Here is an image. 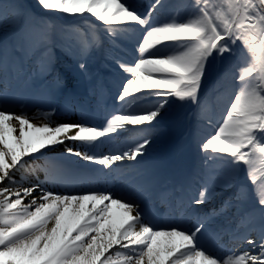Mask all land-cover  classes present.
<instances>
[{
	"label": "snow or ice",
	"instance_id": "obj_1",
	"mask_svg": "<svg viewBox=\"0 0 264 264\" xmlns=\"http://www.w3.org/2000/svg\"><path fill=\"white\" fill-rule=\"evenodd\" d=\"M37 4L46 12L88 14L101 22L103 38L77 28L65 32L56 44L54 26L46 25L34 42L50 53V60L55 59L53 47L73 55L81 73L90 78L87 57L106 41V58L117 69L116 92L101 125L84 120L57 123L45 114L48 122L37 126L26 114L0 106V264H264V0H190L183 17L176 13L164 21L154 17L164 7L162 0H153L144 11L127 0ZM127 47L134 50L131 58ZM217 58L224 65L220 79L230 80L233 91L219 119L204 118L213 132L201 139L199 148L209 164L223 160L228 165L224 186L237 189L220 209L203 215L192 209L195 223L190 226H157L146 205L130 196L92 189L54 192L48 183L55 186L56 177L48 175L26 183L23 170L28 159L45 157L58 145H65L64 153L70 156L108 169L137 161L152 145L171 101L203 108L202 84L210 59ZM142 97L156 99L145 105ZM65 110L72 108L66 105ZM129 132L137 135L107 154L66 144L79 141L94 149L103 138ZM61 158L45 157L46 162ZM214 194L210 183L202 180L191 204L203 205ZM246 203L251 209L240 215L230 232L249 247L218 256L208 238L220 241L228 230L215 228L212 217Z\"/></svg>",
	"mask_w": 264,
	"mask_h": 264
},
{
	"label": "rangeland",
	"instance_id": "obj_2",
	"mask_svg": "<svg viewBox=\"0 0 264 264\" xmlns=\"http://www.w3.org/2000/svg\"><path fill=\"white\" fill-rule=\"evenodd\" d=\"M127 2L136 6L140 11H144L153 0H127ZM162 2L164 7L160 8L158 13H154L155 19L159 21L167 20L176 13L183 17L190 10L186 7L190 3L188 0H175L173 2L162 0ZM48 15L51 16V20L48 19ZM65 15L58 12H49L46 15L44 10L32 0H0L1 73L7 70L12 62L20 65V67L22 66L23 69L21 74L18 73L19 75L12 73V77H9L12 79L11 82L8 81L9 83L1 86L3 88L0 90V104L7 102L11 106L21 104L30 107L31 112H33L30 118L34 120L41 118L40 120H43V123L38 126L48 122L45 114H48L57 123L66 120L72 122L76 119L75 116L72 118L68 115L65 106H71L72 102L80 99L75 97L78 93L75 89L79 86L85 88L83 95L88 97L87 107L91 106L90 78L81 73L77 66V60L73 58V55L61 51L60 47H53L51 53H54L55 59L50 60V53L43 51L40 44L34 42L35 38L45 30L46 25L54 26L53 41L56 44L61 43L60 37L65 32L77 28L89 33L95 32L103 38V25L94 17L88 14L76 16V24L71 23L70 25L64 19ZM59 21H61V25L56 27V23ZM136 35H139L138 31ZM131 43L134 44L135 41ZM107 47L106 41L100 47H94L87 57V63L92 75L97 74V77H102V79L99 78L101 81L99 80L98 84L101 87L98 92L104 100H100L98 103L105 106L109 105L112 110L113 96L116 92L115 73L117 69L106 58ZM125 52L128 58H131L134 54L132 47L125 48ZM100 63L103 68H100ZM107 63L111 64L113 68L108 66ZM218 64L221 66V60ZM218 64L214 66L209 64L206 78L202 84V94H206V98L201 110H197L194 105L189 103L171 101L172 107L168 110L166 118L159 126V132L155 134L153 143L145 154L149 159L147 164L153 166L154 171L152 170V176L145 182L144 186L149 187L147 185L149 184L154 186L155 189L158 182H155L154 179L158 180L167 170H173L172 168H174L171 184L175 189L178 188L176 184L180 181L179 188L195 189L196 196L202 180H207L214 188L216 194L214 197L220 203L217 209H220L223 202L230 198L226 194L233 195L237 189L235 186H224L228 165L223 160L209 164L203 159L204 154L199 148L201 139L213 132V128L207 126L204 118L213 115L219 119L220 113L224 111L225 104L233 91L230 80L220 79L217 71ZM57 79L60 84L57 83ZM61 85L66 86L62 87ZM155 99V97H142V102L145 105H150L155 102ZM79 105L81 106V102ZM103 120V118L100 119L97 125H101ZM136 135V132L125 133L124 137L116 141L115 144H111L108 150L123 148ZM40 165V162L30 160L25 169L31 172L33 166L41 167ZM183 183L185 184L182 187ZM152 190L150 187L148 193H152ZM120 194L129 195V193L125 194L123 192H120ZM219 195H226V197L224 196L221 199ZM139 196L137 195L135 199H138ZM214 197L206 200V202L211 203ZM236 203V201H233V204ZM240 205L236 215L238 213L242 215L252 207L251 203ZM231 208L229 207V209ZM229 209L224 212L223 218H230V216L235 215ZM255 216H259L258 211ZM228 224L230 225V223ZM244 230L246 231L243 228L240 232H244ZM255 234L257 235V232ZM238 246H232V248L237 250L242 245Z\"/></svg>",
	"mask_w": 264,
	"mask_h": 264
},
{
	"label": "bare ground",
	"instance_id": "obj_3",
	"mask_svg": "<svg viewBox=\"0 0 264 264\" xmlns=\"http://www.w3.org/2000/svg\"><path fill=\"white\" fill-rule=\"evenodd\" d=\"M10 72V71H9ZM8 71H3L2 76L5 77V79H9L7 76ZM11 75V73H10ZM3 77V78H4ZM96 76L93 74L90 77V81L92 84L96 83L97 78H95ZM95 86V84L93 85ZM81 87L79 86L77 88V91L80 92L81 91ZM81 108H85L87 102L86 100L81 101ZM0 106L4 107V108H8L13 110L14 112H16L17 114H21L24 113L27 115V117L30 119V122L35 124V125H40L41 123H43V120H40L41 118H39L38 120H34L31 119L30 117H32L33 112H31V108L26 106V105H16V106H11L10 104L8 105L7 102L0 104ZM60 107V106H59ZM96 107V106H95ZM78 108V107H77ZM76 109L77 112H84V110L82 111V109ZM67 113H69L67 111ZM66 122H71V121H63L61 123H66ZM14 124L16 125L17 129L19 128V124L18 122L14 121ZM122 135H116L113 136L111 138H103V143H97V147L94 150L93 148H91L90 146H86L81 144L79 141L77 142H73V141H66L67 146L73 147L75 150L78 151H82V152H94L95 154H100V153H105L107 154L109 152L108 147L111 146V144H115L116 141L121 140L120 138H123ZM79 146V148H77ZM64 147L65 145H58L56 146L54 151H46L45 152V157H62L59 160H56L54 162L49 161L46 162L45 157H40L39 159H35V161H38L40 163H42V166L44 167L43 169L38 168L35 171H28L26 169L23 170V175L26 177V183L27 181H31L32 183H34L38 177H46V175L48 176H54L56 177L55 183H60V182H67V183H77V182H81V179H91V181H95L97 179V181L99 180L102 181V177L103 176H107L105 178V181H103V183H99L100 187H104L105 185H107V190L109 192H116L117 190V185L120 184H125L126 187H128L127 190H125L126 193L131 192L132 195L133 193H135L136 195H142V193H144L145 188H142V185H140L138 182H142V177L143 175H137V172H139L140 170H145L146 168L149 169V171L152 172V170L154 171L153 166L148 165L146 166V163H148L149 159L146 157V155H144L143 157H139L137 161H125L122 164H116L113 165L111 169L108 168H104L103 166L99 165V164H94V163H90L87 161H83L80 160L78 157L75 156H70L66 153H64ZM111 150H116V148H111ZM33 160L31 158L28 159V161ZM53 163L55 164V167H53ZM67 165H70L71 167L75 168H69L67 167ZM45 169H47V173L45 171ZM147 173V171L145 172ZM113 174V176L111 178H109V175ZM150 175V174H149ZM152 175H150L149 177H151ZM44 177V178H45ZM18 178H19V174H18ZM50 183H52V181H49ZM50 188V187H49ZM109 189V190H108ZM129 190V191H128ZM121 191V190H120ZM216 194H214L212 197H214ZM230 197H232V194H226ZM226 195H219V197L222 199L224 198V196L226 197ZM128 196V195H127ZM211 197V198H212ZM132 198V197H131ZM210 198V199H211ZM134 199V198H133ZM208 199V200H210ZM149 200V198H148ZM216 200L217 198H213V201L211 203H204L203 205H199L196 208H199V213L201 214V212L206 213L207 211H210V208L213 207V205L216 204ZM220 200V199H218ZM28 200H25V203H27ZM237 204V203H236ZM240 204L237 205V207H232L231 209H229V211L233 212L235 215L233 217L230 216V218H223L222 215L220 216H213L212 217V225L216 227V224L218 225L219 229H227L229 227H227V225H229L228 223H231L230 221H233L234 218H238L240 217V214L238 213L236 215V212L240 209ZM244 212V211H243ZM246 212V211H245ZM218 217V218H217ZM218 220H217V219ZM244 227H242L240 230H243ZM246 229V228H244ZM252 238H256V234L253 232L252 233ZM220 244V243H219ZM218 244V245H219ZM222 246H226L225 241L221 242ZM219 245V247H220ZM249 245H247L246 248H248ZM245 248V249H246ZM238 251V250H237Z\"/></svg>",
	"mask_w": 264,
	"mask_h": 264
},
{
	"label": "trees",
	"instance_id": "obj_4",
	"mask_svg": "<svg viewBox=\"0 0 264 264\" xmlns=\"http://www.w3.org/2000/svg\"><path fill=\"white\" fill-rule=\"evenodd\" d=\"M170 1H175V0H170ZM189 2H190V0H188ZM32 2H35V3H37V0H32ZM17 7V6H16ZM45 12V14L47 15L49 12H46V11H44ZM48 17V19H50L51 20V16H47ZM64 19L66 20V22H68V23H71V22H75L76 21V16H69V15H65L64 16ZM61 23V22H60ZM61 25V24H60ZM218 60V61H217ZM219 58H217L216 60H214V61H212L211 59H210V64L212 65V66H214V65H217L218 63H219ZM217 71H218V75H219V77H221V74L224 72V65L221 63V66H219V64H218V66H217Z\"/></svg>",
	"mask_w": 264,
	"mask_h": 264
}]
</instances>
